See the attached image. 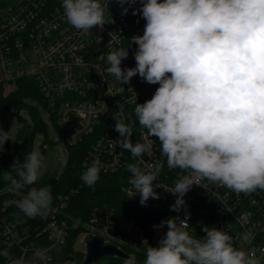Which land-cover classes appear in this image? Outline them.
<instances>
[{"label":"clouds","instance_id":"1","mask_svg":"<svg viewBox=\"0 0 264 264\" xmlns=\"http://www.w3.org/2000/svg\"><path fill=\"white\" fill-rule=\"evenodd\" d=\"M112 0H62L66 22L77 30L103 29L105 14ZM122 14L124 5L136 0H117ZM137 11L146 21L142 35L131 42L137 45L135 67L122 68L128 48L111 50L103 75L115 77L121 84L134 76L148 84H158L151 99L137 103L135 120L126 122L123 105L112 118L120 138L112 141L133 157L153 155L159 139L161 154L169 169L184 175L173 187L154 185L160 174L158 164L141 160L127 164L129 184L141 205L151 197L159 199L155 187L175 195L172 210L179 212L184 196L202 181L221 184L237 194L264 191V0H141ZM146 129V143H133V128ZM11 130L0 128V145L11 138ZM42 167L41 154L30 151L24 161H16L12 170L3 172L10 190L29 188L26 195L12 203L29 219L46 217L52 205L51 185L34 187ZM103 167L94 159L81 175L82 182L93 187ZM15 173V176L12 173ZM187 215L170 217L154 228L167 227L158 246L145 249L143 264H264V256L255 249L236 247L233 237L223 229L203 227L205 235L189 232ZM77 219L73 227H77ZM250 234L243 239L250 240ZM147 242V241H145ZM264 253V249H261ZM7 249L0 256L9 257ZM48 250L38 248L31 260L23 256L11 264H47Z\"/></svg>","mask_w":264,"mask_h":264},{"label":"built area","instance_id":"2","mask_svg":"<svg viewBox=\"0 0 264 264\" xmlns=\"http://www.w3.org/2000/svg\"><path fill=\"white\" fill-rule=\"evenodd\" d=\"M141 6V0L131 6L124 5L128 9L125 15L117 0H112L103 29L93 27L88 32L77 30L66 22L62 0H17L7 6L0 12V93L6 86H15L20 79L36 82L48 100L64 142L68 147L85 148L83 172L97 158L103 165L100 174L127 171V164H137L146 170L141 163L143 159L161 167L154 185L159 183L170 188L185 173L167 167L157 137H150L154 141L153 155L145 153L142 158L133 157L118 144L115 148L112 144L120 138L112 118L120 105L128 118L126 122L134 121L135 96L137 103H144L159 87L148 84L139 75L124 85L115 77L103 75L107 54L116 48H128L129 55L122 60L121 67H135L137 45L131 38L142 35L146 21L138 11L133 15V11ZM146 131L137 123L132 142L146 143L142 136ZM42 147L46 150L48 146L43 144ZM6 152L0 145V158ZM201 184L190 188L184 196V206L175 212L171 206L177 197L171 192L155 187L159 199L150 197L141 205L139 193L134 195L128 183L123 192L135 206L122 215L115 207L94 208L81 234L87 239L102 238L104 244L114 245L132 260L134 253L145 254L149 245L158 246L167 227L156 229L154 225L160 223L146 225L143 218L150 213L163 212L167 214L166 219L176 216L183 219L187 215L188 230L194 236L202 237L205 235L203 227L214 226L231 235L236 247L245 251L255 249L258 256H264L261 252L264 249V191L257 189L246 195L218 183L202 181ZM11 191L0 188V251L7 249L10 254L2 256L4 261L0 264H11L12 259L21 256L31 260L38 248L48 250L47 264H70L71 259L60 263L57 251L69 237L67 208L70 197L78 191L71 190L57 197L49 214L43 217L44 227L36 234L21 230L6 219L13 197ZM14 193L20 197L27 194ZM246 234L252 238L244 240Z\"/></svg>","mask_w":264,"mask_h":264},{"label":"trees","instance_id":"3","mask_svg":"<svg viewBox=\"0 0 264 264\" xmlns=\"http://www.w3.org/2000/svg\"><path fill=\"white\" fill-rule=\"evenodd\" d=\"M6 3L7 0H0V9L4 8L7 5ZM31 99L42 101L49 107L48 100L44 98L36 82L31 79L18 80L14 91L9 92L5 97H0V121L3 119L6 110L11 106L16 111L26 108L31 113L30 119L18 118L19 126L15 152H6L0 158V188L3 189H10V182L3 179V172L11 171L12 165L16 161L21 163L24 161L26 155L33 150L36 134L46 128L45 122L37 109L28 104ZM84 154L85 148L81 146L68 147V160L63 175L58 179H51L46 175L40 183L33 185L38 188L51 185L52 205L59 195L68 194L71 190L78 191L69 199L66 217L70 221V234L65 245L58 248L57 254L60 263L72 259L75 255H83L82 252L77 254L75 243L94 208L101 206L115 207L122 215L127 214V210L135 206L123 192V188L129 183L131 176L128 171H121L117 174H100V179L93 187H88L82 182ZM12 175L15 176V173L13 172ZM30 187L32 186H26L19 192L27 193ZM11 194L13 195L12 202L22 198L14 191H11ZM12 202L6 214V219L16 224L21 230H27L31 234L40 232L44 227V219L41 217L35 219L25 217ZM77 219L80 223L77 227H73V223ZM144 259L145 254L138 252L133 254L132 260L124 261L120 259L117 264H143ZM2 261H4V258L1 256L0 262Z\"/></svg>","mask_w":264,"mask_h":264},{"label":"rangeland","instance_id":"4","mask_svg":"<svg viewBox=\"0 0 264 264\" xmlns=\"http://www.w3.org/2000/svg\"><path fill=\"white\" fill-rule=\"evenodd\" d=\"M16 1L17 0H7V5L4 8L0 9V12H3L7 6L15 3ZM6 88L2 90V92L0 93V97H5L9 92L14 91L16 85L9 87L6 86ZM28 102L31 107H35L37 109L39 115L46 125L44 131L36 134L33 144V150L38 151L41 154L42 163L39 178L36 184L40 183L46 175L51 179H58L63 175L65 165L68 160V146L64 142L60 130L58 129L55 120L53 119V111L42 101H38L37 99H31ZM30 116L31 113L26 108H22L16 111V109L11 106L6 110L3 119L0 121V128H2L4 131L11 130L10 135L13 140L6 141L3 146L1 145V148L3 150H6V146L7 144H9L11 153L15 152L16 138L19 126L18 118L21 117L22 119H30ZM43 144L48 146L46 150H43ZM86 239L87 237L83 234L78 236L75 243V250L77 254L82 252L83 255H75L70 260V264H84ZM118 260L120 259L115 257H108L94 264H117L119 262Z\"/></svg>","mask_w":264,"mask_h":264},{"label":"water","instance_id":"5","mask_svg":"<svg viewBox=\"0 0 264 264\" xmlns=\"http://www.w3.org/2000/svg\"><path fill=\"white\" fill-rule=\"evenodd\" d=\"M6 151L10 152L9 144L6 146ZM166 217L167 214L163 212L150 213L143 218V223L146 225L161 223ZM108 257H115L124 261L130 260V257L126 253L114 245L104 244L103 239L100 237H91L86 240L84 264H94Z\"/></svg>","mask_w":264,"mask_h":264}]
</instances>
